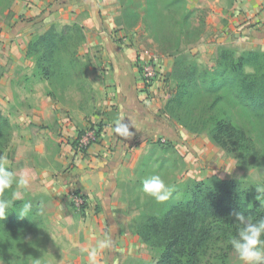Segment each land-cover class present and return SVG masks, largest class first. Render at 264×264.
<instances>
[{
  "label": "rangeland",
  "instance_id": "1",
  "mask_svg": "<svg viewBox=\"0 0 264 264\" xmlns=\"http://www.w3.org/2000/svg\"><path fill=\"white\" fill-rule=\"evenodd\" d=\"M95 1L96 26L82 22L87 13H81L75 19L85 27L86 41L80 50L81 54H86L87 67L83 75L78 77L72 73L62 84L53 86L33 75L31 58L25 67H12L9 63L6 69L0 64V111L9 118L12 126L11 156L6 159L8 166L16 169L22 161L36 169L49 166L59 173L63 165L56 163L53 157L62 149L61 139L66 137L59 131L60 122H71L77 133L83 134L94 126L103 130L108 124L103 117L117 118L118 103H112V63L107 55L112 49L111 44L132 53L143 90L147 91L152 82L163 83L153 106L164 117V106L175 84L170 73L176 55L174 40L179 34L187 51L195 56L201 68L208 70L217 67L215 51L218 46H231L236 54L248 50L233 34L228 43H217L211 28L218 19L210 17V13L216 10L220 0H186L185 10L190 15L183 28L175 23L180 14L175 8H165V0H156L157 9L151 10L150 0ZM10 3L11 0H0V21L4 20ZM51 22L47 20L36 30L47 28ZM1 37L0 33V60L5 55ZM104 38L107 42L102 40ZM253 49L264 51L259 47ZM149 58H156L161 72L154 81L147 83L142 65ZM33 92L54 102L50 113L43 116L39 111H32L35 100L28 94ZM240 121L247 124L245 115ZM179 128L176 139L146 134L128 142L115 168L112 167V191L105 208L102 202L91 208L86 201L83 207L77 208L70 192L67 198L61 197L38 175L36 178L27 176L29 183L24 188L30 193L28 203L34 209L37 227L23 234L18 242L9 234H0V264H152L158 258L159 250L151 248L137 235L138 222L145 215L165 210L192 180L247 177L244 180L261 186L263 170L239 169L235 155L207 135ZM251 163L249 159L246 164ZM153 173L160 175L171 189L169 199L162 203L142 190V179ZM104 239L110 240L109 246L99 249L95 258L90 259L88 250ZM226 245L220 243L215 252L203 256V264H242L232 247L228 249Z\"/></svg>",
  "mask_w": 264,
  "mask_h": 264
},
{
  "label": "trees",
  "instance_id": "2",
  "mask_svg": "<svg viewBox=\"0 0 264 264\" xmlns=\"http://www.w3.org/2000/svg\"><path fill=\"white\" fill-rule=\"evenodd\" d=\"M165 3V8H175L180 14L175 23L185 27L190 15L185 10L186 0ZM156 4V0H150V10L157 9ZM85 41V27L76 20L51 22L47 28L35 30L26 48V57L33 60V75L53 86L62 84L72 73L83 75L86 54L80 50ZM174 47L170 76L175 84L164 106L166 117L189 133L207 135L233 153L237 168L264 171V51L252 49L236 54L233 47L220 45L215 51L217 67L208 70L201 68L187 51L182 35L174 40ZM242 115L247 118L246 125L240 121ZM97 134H101L100 126ZM11 137L10 120L0 111V157L10 158ZM176 137L172 135L171 139ZM249 159L251 165L246 164ZM8 167L17 175L37 177L34 165L19 161L16 169ZM245 178L192 180L165 210L140 219L137 235L159 250L152 264H203V256L215 252L220 243L231 247L235 212L254 220L264 217V174L261 186ZM12 191L18 192L21 199L14 201L0 220V234H9L18 242L23 234L37 227V219L32 207L26 217H19L17 212L31 198L28 190L14 185L5 195Z\"/></svg>",
  "mask_w": 264,
  "mask_h": 264
},
{
  "label": "crops",
  "instance_id": "3",
  "mask_svg": "<svg viewBox=\"0 0 264 264\" xmlns=\"http://www.w3.org/2000/svg\"><path fill=\"white\" fill-rule=\"evenodd\" d=\"M96 5L95 0H11L4 20L0 21L5 54L0 64L6 66V69L9 63H12V67L27 66V44L36 28L47 23V20L70 22L75 21L79 14L87 13L82 22L96 26ZM210 15L218 19L211 28L217 43H228L233 34L243 41L248 50L257 47L264 49V0H220L219 6ZM102 40L107 42L106 38ZM111 47L107 55L112 63V103H118L117 118L103 117L104 121H108L107 126L101 129L100 139L84 153H76L71 146L72 139L79 135L74 124L60 122L59 131L66 137L61 139L62 149L53 158L56 163L63 165L62 170L58 173L57 169L49 166L36 169L40 179L58 195L67 198L70 191L77 190L83 194L91 208L98 202H102L104 208L107 206L112 191V167L115 168L117 159L123 155L130 140L146 134L171 138L180 131L178 124L158 114L153 106L163 83L152 82L147 91L143 90L142 78L132 53L123 48H114L112 44ZM28 96L35 100L33 112L39 111L43 116L50 113L54 102L49 97L35 92ZM121 117L130 125L129 130L133 133L130 138H122L114 133L115 122ZM51 135L56 138L55 134Z\"/></svg>",
  "mask_w": 264,
  "mask_h": 264
},
{
  "label": "clouds",
  "instance_id": "4",
  "mask_svg": "<svg viewBox=\"0 0 264 264\" xmlns=\"http://www.w3.org/2000/svg\"><path fill=\"white\" fill-rule=\"evenodd\" d=\"M130 125L119 118L114 125V133L122 138H130L133 133L129 130ZM29 181L26 174L17 175L7 166L5 157H0V220H3L12 208L13 202L21 199L18 192L12 191L5 195L14 185L27 187ZM142 190L157 202L169 199L171 189L158 174H149L142 179ZM19 217L23 218L31 212V204L23 203L17 209ZM235 235L230 237L229 243L242 264H264V217L253 219L240 212H235ZM110 240L98 241L95 248L88 250L90 259H94L97 251L108 247Z\"/></svg>",
  "mask_w": 264,
  "mask_h": 264
},
{
  "label": "built area",
  "instance_id": "5",
  "mask_svg": "<svg viewBox=\"0 0 264 264\" xmlns=\"http://www.w3.org/2000/svg\"><path fill=\"white\" fill-rule=\"evenodd\" d=\"M161 65L156 60V58H149L145 60L142 65V72L145 82L149 83L157 78V75L161 72ZM100 139V135L97 134V128L90 127L83 134L76 136L72 142L71 146L76 153H84L88 147L97 142ZM71 200L75 203L77 208H81L85 203V198L77 190L70 191Z\"/></svg>",
  "mask_w": 264,
  "mask_h": 264
}]
</instances>
